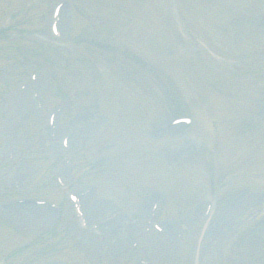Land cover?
<instances>
[{
  "label": "rangeland",
  "instance_id": "rangeland-1",
  "mask_svg": "<svg viewBox=\"0 0 264 264\" xmlns=\"http://www.w3.org/2000/svg\"><path fill=\"white\" fill-rule=\"evenodd\" d=\"M83 4L0 0V18L7 16L0 27L13 17L11 31L0 34V50L9 51L0 52V67H7L0 76V262L264 264V248L236 252L260 223L264 238V0H142L147 48L132 40L136 16L122 18L129 7L93 16L115 31L114 51L96 62L101 69L123 78L130 63L123 44L144 53L143 70L156 64L159 82L142 83L140 114L134 85L124 83L137 112L131 125L112 116L117 104L104 109L97 98L103 93L93 52L79 38ZM170 79L182 111L162 102ZM213 154L216 172L209 175L202 164ZM37 200L48 201L45 220L25 214ZM208 227L227 235L205 239ZM144 228H153L149 237ZM108 241L121 242L124 252L107 249Z\"/></svg>",
  "mask_w": 264,
  "mask_h": 264
},
{
  "label": "bare ground",
  "instance_id": "bare-ground-1",
  "mask_svg": "<svg viewBox=\"0 0 264 264\" xmlns=\"http://www.w3.org/2000/svg\"><path fill=\"white\" fill-rule=\"evenodd\" d=\"M18 105V104H17ZM86 125V124H85ZM82 127H83V130H84V128H86L87 126H83L82 125ZM88 128V129H87ZM83 132L84 133H87L88 134V131L87 130H89V127H87ZM88 195V194H87ZM241 199V198H240ZM239 199V200H240ZM143 206V205H142ZM141 206V207H142ZM32 207V208H31ZM31 207H29V209H32V210H30L29 212L27 211V209H26V216H30V215H35V216H33V217H36V218H39V219H42V220H45L46 218H47V215L48 214H50V209L49 208H47V207H45V206H31ZM144 207V206H143ZM101 208V212H104V211H108V207L106 208L105 206H102V207H100ZM231 212L230 213H233V212H235V211H233V210H231V209H229ZM241 211H239V213H240ZM31 213V214H30ZM199 222V220H197L196 221V224ZM214 224V223H213ZM123 228L125 227V226H123V225H121ZM262 227H263V223L261 224H258L256 227H254V232L255 231H258V232H256V234H254V233H249V234H247V236H245L244 238H243V241H242V243H241V245H239L237 248L238 249H236V252H238V253H240V251H242V252H245V251H248L249 249H247V248H250V246L251 245H254V248L255 249H263L264 248V238H262L261 237V235H262V233H260V230L262 229ZM111 228H113L112 226H111ZM109 229V228H108ZM143 231L144 232V234L145 235H147V237H149L148 236V234H146V233H152V231H153V228L151 229V231H148V228H144V229H140V231ZM109 232H110V229L108 230ZM137 231V230H136ZM133 231V232H131V234L129 235V236H137L138 234H139V231ZM227 232L228 231H230V228L228 229V230H226ZM146 232V233H145ZM225 232H224V230L223 231H220L219 229H214V228H212V227H210V230H208L207 231V233H206V237H205V239H207V237H210V239L214 236V235H221V234H224ZM108 234V233H107ZM157 233H155L154 232V235H153V237H156L155 235H156ZM152 235V234H151ZM224 235H227V234H224ZM142 236H144V235H142ZM141 236V237H142ZM152 237V236H151ZM263 237H264V235H263ZM124 238V237H123ZM127 237H125V239H126ZM129 238V239H128ZM126 240H124L122 243H129V240H130V237H128ZM217 239V238H216ZM215 239V240H216ZM109 242V243H108ZM107 243H103V245L104 246H106V248L107 249H109L110 251H112V252H115L116 254H119V255H121L123 252H124V248H120L119 246H117L118 244H120L121 245V242H119V243H116V242H111V241H108ZM106 244V245H105ZM108 244H110V245H108ZM217 244H218V241H217ZM244 244V245H243ZM112 246V247H111ZM125 247V246H124ZM116 250L117 251H119V252H116ZM263 251V250H262ZM262 253V252H261ZM263 253H264V251H263Z\"/></svg>",
  "mask_w": 264,
  "mask_h": 264
}]
</instances>
